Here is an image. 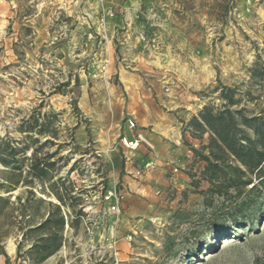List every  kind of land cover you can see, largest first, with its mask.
<instances>
[{
	"label": "rangeland",
	"instance_id": "obj_1",
	"mask_svg": "<svg viewBox=\"0 0 264 264\" xmlns=\"http://www.w3.org/2000/svg\"><path fill=\"white\" fill-rule=\"evenodd\" d=\"M225 86L264 117V0H0V149L21 150L0 163V264H264V186L208 192L192 151ZM31 115L45 133L18 129ZM55 206L61 246L32 261Z\"/></svg>",
	"mask_w": 264,
	"mask_h": 264
},
{
	"label": "trees",
	"instance_id": "obj_2",
	"mask_svg": "<svg viewBox=\"0 0 264 264\" xmlns=\"http://www.w3.org/2000/svg\"><path fill=\"white\" fill-rule=\"evenodd\" d=\"M76 83H79L78 77ZM233 92V89L225 86L220 93V98L224 101L222 107L204 105L198 114L192 117L191 124L195 132L208 133L207 142L201 147L203 151L194 147L192 151L206 163L202 177L210 185L208 192L223 194L231 188L239 197L254 189L259 193L264 186V117L246 114L244 108L232 109L231 106L237 103ZM72 104L75 111L79 112L75 99ZM37 126L38 133H45L49 124L45 121L38 124V120L31 115L22 119L18 129L22 132H32ZM28 137L31 138L30 135ZM19 151L21 150L18 147L8 141L0 149V163L9 170L10 176L21 168V161L17 157ZM53 166V161L40 162L34 159L29 164V173L40 180L50 179L49 171ZM254 176L257 182H254ZM248 185L251 186L246 190ZM257 196L256 194V199ZM64 223L60 207L55 206L54 212L33 227L45 229L48 234L34 240L28 258L41 262L58 250L61 246L60 231Z\"/></svg>",
	"mask_w": 264,
	"mask_h": 264
},
{
	"label": "built area",
	"instance_id": "obj_3",
	"mask_svg": "<svg viewBox=\"0 0 264 264\" xmlns=\"http://www.w3.org/2000/svg\"><path fill=\"white\" fill-rule=\"evenodd\" d=\"M128 126H129L130 129H132L135 126V123H134V121L132 119L128 120ZM140 138H141V135L139 134L138 137L135 138L134 140H129L128 141L126 138L123 137L122 141H123V143L126 146L131 147V148H135L138 145ZM151 164H152L151 162H148L146 164V166H149ZM174 171H176V168L174 169ZM105 197H106V199H111V202H112L111 203V210L112 211H117L118 210V206L117 205H118V201L120 199V195H118V193L116 191L110 190V191H108L106 193ZM131 237H132L131 235H128L127 239L130 240Z\"/></svg>",
	"mask_w": 264,
	"mask_h": 264
},
{
	"label": "crops",
	"instance_id": "obj_4",
	"mask_svg": "<svg viewBox=\"0 0 264 264\" xmlns=\"http://www.w3.org/2000/svg\"><path fill=\"white\" fill-rule=\"evenodd\" d=\"M179 185H176V188H178Z\"/></svg>",
	"mask_w": 264,
	"mask_h": 264
}]
</instances>
